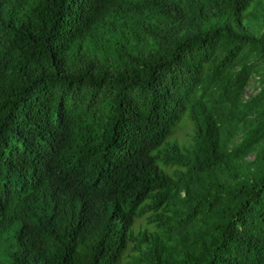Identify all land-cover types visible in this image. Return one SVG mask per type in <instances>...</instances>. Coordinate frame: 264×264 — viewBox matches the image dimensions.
<instances>
[{
    "label": "trees",
    "instance_id": "16d2710c",
    "mask_svg": "<svg viewBox=\"0 0 264 264\" xmlns=\"http://www.w3.org/2000/svg\"><path fill=\"white\" fill-rule=\"evenodd\" d=\"M0 256L264 264V0H0Z\"/></svg>",
    "mask_w": 264,
    "mask_h": 264
},
{
    "label": "rangeland",
    "instance_id": "374dc122",
    "mask_svg": "<svg viewBox=\"0 0 264 264\" xmlns=\"http://www.w3.org/2000/svg\"><path fill=\"white\" fill-rule=\"evenodd\" d=\"M257 78H258V75H254L250 78V80L248 81L245 89H244V92H243V99H247L249 98L250 96L256 94L258 92V84H257ZM190 133V130L189 128H184L183 130H177L175 132V134H177L181 139L185 140L187 138H189V136H187L188 134ZM239 139V136L237 135L236 137V140ZM253 158V155H250L248 156L245 160L248 162L250 160H252ZM12 234V231H9L8 232V236H11ZM1 250L2 251H6V250H9V249H6L5 245L3 247H1ZM2 259V256H0V260Z\"/></svg>",
    "mask_w": 264,
    "mask_h": 264
},
{
    "label": "clouds",
    "instance_id": "9594fccd",
    "mask_svg": "<svg viewBox=\"0 0 264 264\" xmlns=\"http://www.w3.org/2000/svg\"><path fill=\"white\" fill-rule=\"evenodd\" d=\"M133 230H134V232H137V230H138L137 226L136 227L134 226Z\"/></svg>",
    "mask_w": 264,
    "mask_h": 264
}]
</instances>
